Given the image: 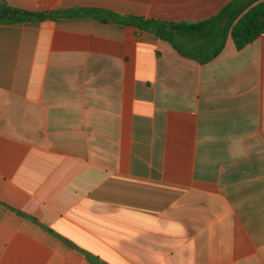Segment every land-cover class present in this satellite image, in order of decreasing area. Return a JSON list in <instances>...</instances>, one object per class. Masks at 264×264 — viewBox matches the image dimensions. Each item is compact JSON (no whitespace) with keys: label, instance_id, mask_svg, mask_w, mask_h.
<instances>
[{"label":"crops","instance_id":"1","mask_svg":"<svg viewBox=\"0 0 264 264\" xmlns=\"http://www.w3.org/2000/svg\"><path fill=\"white\" fill-rule=\"evenodd\" d=\"M230 1L0 0L59 13L0 20V264H264V33L200 64L95 17Z\"/></svg>","mask_w":264,"mask_h":264},{"label":"trees","instance_id":"2","mask_svg":"<svg viewBox=\"0 0 264 264\" xmlns=\"http://www.w3.org/2000/svg\"><path fill=\"white\" fill-rule=\"evenodd\" d=\"M0 20H55L58 12L17 11L1 4ZM103 22L118 20L139 31L167 41L181 56L206 64L219 56L230 37L242 49L264 33V0H232L215 16L200 21H163L139 17H120L114 13L95 16Z\"/></svg>","mask_w":264,"mask_h":264}]
</instances>
